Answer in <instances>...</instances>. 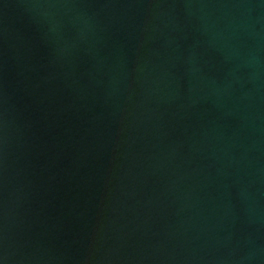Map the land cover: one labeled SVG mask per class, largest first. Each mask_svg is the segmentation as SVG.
I'll return each mask as SVG.
<instances>
[{
    "label": "water",
    "instance_id": "obj_1",
    "mask_svg": "<svg viewBox=\"0 0 264 264\" xmlns=\"http://www.w3.org/2000/svg\"><path fill=\"white\" fill-rule=\"evenodd\" d=\"M0 264H264V0H0Z\"/></svg>",
    "mask_w": 264,
    "mask_h": 264
}]
</instances>
